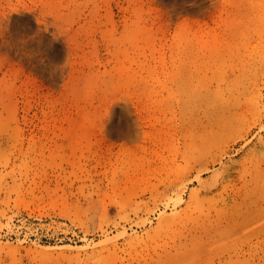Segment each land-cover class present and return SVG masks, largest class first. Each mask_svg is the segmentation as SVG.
Masks as SVG:
<instances>
[{"label": "rangeland", "instance_id": "1", "mask_svg": "<svg viewBox=\"0 0 264 264\" xmlns=\"http://www.w3.org/2000/svg\"><path fill=\"white\" fill-rule=\"evenodd\" d=\"M1 227L0 264H264V0H0Z\"/></svg>", "mask_w": 264, "mask_h": 264}, {"label": "bare ground", "instance_id": "2", "mask_svg": "<svg viewBox=\"0 0 264 264\" xmlns=\"http://www.w3.org/2000/svg\"><path fill=\"white\" fill-rule=\"evenodd\" d=\"M20 254L19 249L17 248H12V247H5V246H1L0 244V256L2 254H6V256H10L12 257V259H16L17 254ZM29 254H33L34 257H39L41 259H48L52 256V252L48 249H34V250H29ZM32 255V256H33ZM29 256V255H28ZM33 259V258H32ZM15 261V260H14Z\"/></svg>", "mask_w": 264, "mask_h": 264}, {"label": "built area", "instance_id": "3", "mask_svg": "<svg viewBox=\"0 0 264 264\" xmlns=\"http://www.w3.org/2000/svg\"><path fill=\"white\" fill-rule=\"evenodd\" d=\"M0 235H2V237L4 239H14V238H20V237H22L23 239H25L27 233L24 232L22 234V232L19 233L18 231L11 232L8 227H1L0 228ZM41 238L44 239L45 241H48L49 240V238L46 235L42 236Z\"/></svg>", "mask_w": 264, "mask_h": 264}]
</instances>
